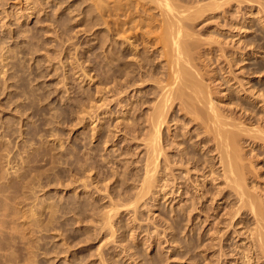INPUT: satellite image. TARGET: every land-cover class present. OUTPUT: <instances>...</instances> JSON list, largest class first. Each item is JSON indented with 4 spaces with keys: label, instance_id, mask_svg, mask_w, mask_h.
<instances>
[{
    "label": "rangeland",
    "instance_id": "rangeland-1",
    "mask_svg": "<svg viewBox=\"0 0 264 264\" xmlns=\"http://www.w3.org/2000/svg\"><path fill=\"white\" fill-rule=\"evenodd\" d=\"M108 1L98 4L94 0H0V264H104L99 260L102 255L105 264H263V258L254 255L255 246L252 248V231L256 224L249 209L240 210L242 218L239 213V218L236 216L233 222L229 219V211L240 204L238 195L213 192L208 194L206 202L211 207L209 215L195 209L193 219L187 220L184 214L183 221L175 220L173 210L184 205L191 192H173L176 186L171 178V184L163 192H158L155 185L143 196L137 204L135 221L133 208L121 207V214L113 217L117 221L114 238L108 237L109 227L101 229L100 215L111 201L128 204L134 200L140 159L145 154L143 140L137 137V132L147 130L142 118L154 102L151 100L154 95L151 93L149 97L148 94L152 80L134 84L126 92V77L121 76L120 70L126 68L124 62L128 59L135 68L137 55L146 48L154 51L150 52L151 56L160 66L166 63L164 57L158 55L161 45L158 50L156 39L152 40L161 27L154 25L151 41H144L141 34L135 36L136 31L128 28L127 23L123 24L126 19L123 11L111 14L107 11L109 7L100 8V4L120 3L116 2L119 0ZM259 1L264 2L231 1L232 4L228 3L231 7L226 4L224 8H228L217 9L219 13L214 10L216 13L210 11L199 18L196 28H201L197 30L202 33L201 37L209 33L212 38L215 36L213 50L217 55L220 51L216 46L222 43L228 46L224 45L228 53H235L238 57L236 72L246 70L240 66H253L255 72L246 80L252 78L253 92L264 93V11H258ZM231 22L238 24L234 26ZM139 27L137 32L142 31ZM245 38L252 43L246 44ZM150 42L153 43L150 45ZM205 44L201 61L203 58L207 61L206 54L212 56L209 44ZM235 45L247 52L246 59L236 52ZM109 56L116 62L115 80L110 75L113 64ZM222 57L218 55L219 59L213 62L220 75L229 68L226 58ZM204 61L202 63H206ZM258 63H263V67L255 70L254 65ZM220 65L224 69L221 70ZM134 68H130L135 71L133 74L137 71ZM205 68L213 74L212 65ZM220 80L224 81L222 85ZM235 80L228 82L226 77L219 78L216 87L219 95L226 93V87ZM247 90L240 93L244 99L252 100L253 97H244L250 93ZM139 97L146 102L140 104ZM222 99L220 104L225 108L233 109V102L239 103L237 98L232 102L226 97ZM254 102L257 106L252 108L257 114L240 106L238 109L237 105V111L234 108L239 116L247 112L243 118L248 127L257 125L253 119L264 116V101ZM182 113L179 110L170 113V126L165 128L164 135L172 139L177 123L188 122ZM189 123L186 124L192 131H198L195 122ZM127 124L132 125L131 131ZM247 143L243 148L247 158L258 153L254 161L247 159L251 166L247 165L251 168L257 165L256 170L264 176V161L256 160V157L264 158V147L250 142L249 146L255 148L251 151ZM216 153V150L211 152L217 156ZM171 154H174L172 165L179 167L174 164L180 163L176 150ZM214 162L219 165L217 158ZM194 170L191 173H196ZM197 176L203 179L201 175H193ZM220 181L225 186L223 177ZM217 221L216 238L212 232ZM90 233V237L86 235ZM191 234L195 235L192 241L196 243L193 256L187 250ZM243 254H248L250 261H245Z\"/></svg>",
    "mask_w": 264,
    "mask_h": 264
},
{
    "label": "bare ground",
    "instance_id": "bare-ground-1",
    "mask_svg": "<svg viewBox=\"0 0 264 264\" xmlns=\"http://www.w3.org/2000/svg\"><path fill=\"white\" fill-rule=\"evenodd\" d=\"M95 1H97L98 4L103 3L101 2L102 0H99L100 2H98V0H94V2ZM231 1L233 2L240 1L241 3H243V1H250V0H119L116 2H120V3H116V4L112 3V5L110 4L111 6L106 5L110 2L106 0V2L108 3H106L105 5H103L104 3L100 4L101 5L100 8H103L104 6H106L104 9H107L109 7L110 9H107V11H109L111 14H115L114 11L116 13L123 11V15L125 14L126 16V19H124L123 24L127 23L128 25L126 26H128V28H131L134 31H136L135 36L136 35L138 36L141 34L140 36L142 37L141 39L143 40L144 39L149 40L150 37L153 36L151 35L153 34L152 31L156 28L155 27L152 30L154 25L160 26L161 27L160 33L158 32L159 34H157V36H155L154 34L155 38L153 37L152 40L156 39L155 42H157V48H159L158 47L159 44L161 45L162 50L160 48L158 49V50H161V52L159 51L160 54L158 55H160L161 57H164L162 59L166 61L165 65L161 64L162 66H160L159 62H157L155 58L154 59L152 58L151 53H150L152 51L151 48L145 49L144 47L143 48L145 50L143 49L144 51H141L143 53L141 54L139 53L138 55L136 54L139 57L138 61L135 60L137 61L135 62L133 60L134 63H136L137 65V66L134 65L136 66L135 68L133 67V65L132 67L130 66L131 62H128L129 59L126 61L124 60V58L122 59L125 61L124 64H126L124 65L126 66V68L123 67V69L120 70L121 76L124 75V78L126 77L124 81L126 90L124 89L123 90L127 92L128 88H130L134 84L141 85L143 84V82L144 83L147 82L146 80H148L149 82L150 80H152L154 82L151 84L152 90L149 93L147 91V93L150 95L149 97L152 96L151 93L154 95V97L151 99V100H154V102L152 101L153 104L151 102V106L148 112H146L147 114L145 113L146 116L144 115L145 117L142 118V120L144 119V122L146 121L145 125L147 127L146 128L147 130L141 131L138 128V130L140 131L137 132L139 133L137 137H141V140H143L145 154L140 159L141 165L139 166V170L137 169L139 174H138V177L137 175L136 177L138 178L139 183H138L137 192L136 194H134V200L128 204L111 201L100 215L101 216L100 218L102 219L101 229L105 227H109L110 229V234L108 236L109 238L115 237L116 230H117V227H116L117 221H115L113 217L117 213H119V215L121 214V211L123 209L122 210L120 209L122 206H126V207L131 206L133 208L132 219L135 221L137 218L135 213L138 211L137 204L143 198V196L147 192L151 191L153 186L155 185L158 186V190H157L158 192H163L164 190H166L167 186L171 184L169 182V179L171 178L174 181L173 185L176 186L173 192H176V191L177 192H191V194L187 198V201L184 202L185 204L181 205L179 209L173 210L174 216L176 217L175 220H179L180 218L182 220L184 218L183 217L184 214H187V218H189L187 220L193 219L192 212L195 209H199L200 212H203L205 215L206 214L209 215V210L211 207L206 202H207L208 194H212L213 192H219V193L220 192H230V193L232 192L234 196L238 195L240 204L238 205L237 208H233L232 210L229 211V215H228L229 219H231V222H233L236 216H238L239 218V213L242 208L249 209L250 214L252 215V219H253L252 221H254L256 224L255 229L252 231V248H254L253 246H255L254 255L257 258H263L261 261L264 264V196H263L264 176H261L262 175L261 171L256 170L255 166L257 165H253L254 168L253 167L251 168L248 166V165L251 166L250 160L254 161L253 160L255 159L254 156H257L258 153L256 152L257 154H253L252 155L253 158L252 157L247 158L246 157L247 155L245 156L246 153L243 152L245 150L243 149L244 143L246 144L247 141H250L251 143L253 142V144L257 143L261 147H264V116L261 118L256 117L255 119H253L254 118L253 117L252 119L255 120V122H257V125L248 127L246 126L245 119L243 118V115L247 114V112H242L244 114L243 115L240 114L241 116H239L238 113L235 114V111H234L235 107L238 106V109H239V106H240V109H244L246 111L249 110L251 111L252 114H254L255 112H257V111H254V108H255L254 106H257V104L255 102L253 103V101H264V93H257L258 90L253 92L251 88L252 78H250L249 80H246V78H248L249 75H252V72H255L253 71L254 69L252 70L253 66H249V64L240 66L239 68H246V70L243 69L245 70L243 71L240 69L239 73L241 74L236 72L235 69L238 67V65L236 67L235 64L237 63L238 57L236 58L234 52L228 53V49L224 47L225 45L224 43H222L223 45L216 46L218 47L216 49L218 50V52L220 51L219 52L220 54H218L219 56L221 57L223 56L226 58L227 60L226 62H228L229 68L226 70V73L224 71L223 74L220 75L221 72H219L220 70L217 68L218 66L215 65L216 67H213L214 60L219 59L217 53L216 52L214 53V50H213V47H215L214 43L216 42L215 36L214 38H212L213 36H211L209 33L208 36L201 37L200 36L201 32L197 31L198 29H201V28H196L199 18H201L202 16H206L205 14L210 11L213 12L214 10L216 11L217 9H220L221 11V9L224 8L226 4L228 3L232 4ZM97 3L96 4L94 3V4L96 8L100 10L99 5H97ZM260 3H261V6L259 5L260 7L258 11H261V10L264 11V4H263L264 2H260ZM228 5L231 7L230 4ZM244 7L246 8V6ZM226 8L228 7H225L224 9ZM154 9L156 10V13L155 11L152 12ZM216 12H218V10ZM103 13L105 14L106 11ZM103 13H101V15H103ZM206 19L208 18L206 17ZM111 20H114V18ZM116 21L118 20H115V22ZM157 21L158 23H156ZM230 24L231 25L233 24L235 26L238 24V22H234V23L231 22ZM114 25L117 27L115 23ZM137 26H140L139 28L140 30H142L141 32H137L138 31L136 29ZM145 26H146V29H145ZM147 26H149L151 29L150 28L147 29ZM119 27H121V25ZM121 28H125V27H121ZM240 28L241 27H239V29ZM131 31H128V32L130 33ZM112 32H114L113 28H112ZM130 35L132 34L130 33ZM136 39H139V38H136ZM132 40H134V38ZM243 40H248V41H245L246 44L252 43L251 39L249 40L245 38ZM141 42L143 41L141 40ZM148 43L149 42L145 44H148ZM151 43L153 42H150V45ZM205 43L209 44L210 53L212 56H209V54H206L207 61L206 60L204 61V58H203L202 61L206 63H202V61L200 60L201 59L200 57L205 54V52H203L204 50L203 46L206 45ZM217 43L218 45L219 43L221 44L220 41L219 42L217 41ZM136 46H138V44ZM236 46L237 45H235V47ZM114 49L111 51L114 52L115 51ZM236 52L242 55L243 60L246 59L247 57V56L245 57V55L247 54L246 51L238 48ZM122 55L123 54L121 53V56ZM109 57H110L109 61H111L110 63L113 64L110 66L111 68L109 67L110 68L109 70H111L110 75L112 78L113 76L116 75L117 67L115 68L116 65L114 63L116 62L114 61V58H111L112 56H109ZM122 60L121 62L123 63ZM197 60H200V61H197ZM119 62L120 60H118V63ZM216 63L218 64L219 62H216ZM262 64L263 63H258L257 65H254V66H257L255 70L257 69L260 70L263 67ZM206 65L207 66L212 65V69L211 68L210 69L212 70L213 74H211L210 72H209L210 74L208 73L209 70H206L205 68ZM130 68L131 69L134 68L135 70L137 69L136 73L133 74L135 71L131 70ZM220 68H221V65H220ZM222 69H224V67L221 68V70ZM221 77H224V78L226 77L228 82L230 79H233V80L236 79V80L234 81L232 85H229V86H227L228 84L226 85L227 86L226 87L227 90L225 91L226 93L219 95L220 91L217 90L216 87L218 85L217 80ZM114 78L116 77H113V80H115ZM227 81L225 83H227ZM120 82H117V84ZM223 82L224 81L220 80L219 84L222 85ZM235 83H237L238 85L234 86ZM123 84L124 83L122 82V85ZM247 84H249L248 88H247ZM257 87H259V85ZM247 89H249L250 93L245 94L244 97L251 98V99L253 97L252 100L244 99L240 93L241 90H243L244 92L246 90V92H248ZM123 90H120V91H123ZM141 96L143 97V95ZM142 97H139L141 99L140 104H143L146 102V101L145 102L142 101ZM225 97L227 99H230V101L237 98V101H239V103L234 101L233 103H235V107H233V109L225 108V105L220 104V100H223L222 98H225ZM129 101L131 102V100ZM176 107L178 109H176ZM227 107H230V106H227ZM177 110L184 112V114L182 113L184 115L182 117L183 118L185 117V119L188 120V122L183 121L184 122L183 124L182 122L177 123V126H175L176 129L174 130L175 132L173 133V138H172L173 140H172L171 137H169L168 135H164V130L165 128H168L170 126L168 125V123L170 122V113L176 112ZM128 111L130 110L128 109ZM133 111H137V110H133ZM248 114L250 115V113ZM249 119H251L250 116H249ZM133 121L135 122V120ZM127 122H124V123H127ZM189 122H192V123L195 122L194 124L198 125L197 127L198 131L196 132L192 131L191 128L187 126L190 124ZM141 123H139V125H141ZM186 123H189V124H186ZM126 127H128L129 130L133 129L132 125H129V124H127ZM133 132H135V130ZM193 137L197 139L192 140ZM250 142L247 143L248 146ZM128 143H131V142H128ZM200 148H202L203 151H199L201 150ZM249 148L251 147L249 146ZM251 149H252L251 151H253L255 148L252 147ZM175 150H176L175 155H177V158L180 161V163L177 162L174 164H176L177 166L179 165V167L172 165V158L174 154H171L172 156H170V153ZM213 150H216L217 156L211 154ZM214 158H217V162H219L218 166H216V162H214ZM256 158H257L256 160L258 163L264 161V158L262 159H259L258 157ZM247 159H250V160H247ZM247 163L249 164L247 165ZM183 166L185 167L183 168ZM89 167H92V166L90 165ZM175 168L180 170V172H177L178 170L175 171L174 170ZM193 169H195L194 171L196 172L194 174L193 172L191 173ZM196 174L203 176V179L199 178V176L193 177V175H196ZM220 177H223L225 186H222V183H221L222 181H220ZM259 177L261 179H257ZM197 192H200V193L197 194ZM212 196L215 197V195H212ZM128 212H131V210L128 209ZM244 214H246V212H244ZM240 217H241V213H240ZM177 223H181V222H177ZM218 224L219 223L217 221L214 227V230L212 232V235L214 237H216L219 233L218 232L219 229H217ZM91 234L92 233L86 234V235L91 236ZM194 237H195L194 234L190 235L191 243H190L189 248L187 249L191 254L190 256H193L195 254L193 252L196 248V243L194 242V240L192 241ZM207 246L209 245L207 244ZM102 256H100L99 260L105 264L106 261L102 260L103 259ZM243 257L245 258V261H250V257L248 254H243ZM253 262L254 260L252 259V263Z\"/></svg>",
    "mask_w": 264,
    "mask_h": 264
}]
</instances>
